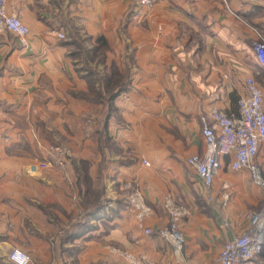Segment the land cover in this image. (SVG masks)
Listing matches in <instances>:
<instances>
[{
  "label": "crops",
  "instance_id": "0c3cea01",
  "mask_svg": "<svg viewBox=\"0 0 264 264\" xmlns=\"http://www.w3.org/2000/svg\"><path fill=\"white\" fill-rule=\"evenodd\" d=\"M153 1L6 0L30 41L0 35V264H10L12 247L29 264H124L111 245L157 264H213L247 213L262 209V189L228 159L208 202L186 158L204 148L200 115L211 107L236 114L246 77L264 94L252 50L264 38V0ZM59 136L71 147L66 176L30 173ZM255 159L264 176V142ZM125 180L153 210L143 227L124 210ZM167 195L190 211L179 252L156 234L168 222ZM262 241L248 264H264V229Z\"/></svg>",
  "mask_w": 264,
  "mask_h": 264
},
{
  "label": "built area",
  "instance_id": "2783aa9c",
  "mask_svg": "<svg viewBox=\"0 0 264 264\" xmlns=\"http://www.w3.org/2000/svg\"><path fill=\"white\" fill-rule=\"evenodd\" d=\"M225 4V0H221ZM139 4L151 8L153 0H139ZM56 37L64 38L59 29L50 30ZM13 35L21 46L29 45V28L15 13L6 12V0H0V35ZM259 69L264 72V38L258 34L252 43ZM245 91L237 99L236 114L211 107L199 117L201 137L204 148L200 153L190 154L186 163L195 171L199 178L202 195L208 202L213 199L214 179L225 159V166L233 171L245 169L249 181L262 189L264 196V176L261 166L256 161L258 147L264 142V94L252 77L244 79ZM132 153L129 151L128 155ZM47 159L37 161L29 166L30 173H40L54 168L66 176L65 159L69 151L65 147L50 146ZM143 164L148 162L142 160ZM125 201L124 210L133 216L139 227H143L144 219L153 213L146 203L139 185L133 180L121 184ZM230 200L227 190L221 193L220 204L225 206ZM162 208L168 216V222L156 230L157 236L179 252L184 244L181 223L190 215L187 206L176 203L171 195L162 200ZM80 214V213H79ZM247 226L242 233L225 240L214 258L213 264H248L262 250L264 203L259 211L248 212ZM149 235L152 230L144 228ZM111 251V248H109ZM124 264H157L144 253L131 252L123 249H112ZM10 264H29L30 258L23 250L12 247L7 253Z\"/></svg>",
  "mask_w": 264,
  "mask_h": 264
},
{
  "label": "rangeland",
  "instance_id": "374dc122",
  "mask_svg": "<svg viewBox=\"0 0 264 264\" xmlns=\"http://www.w3.org/2000/svg\"><path fill=\"white\" fill-rule=\"evenodd\" d=\"M86 118V117H85ZM85 118H84V120H85ZM88 121V120H87ZM61 146V147H65L68 151H69V155L71 154V147H70V142L67 140V139H65V137L64 136H59V137H56V141H54V143L53 144H51L50 146ZM68 155V156H69ZM48 156V155H47ZM68 156L66 157V158H68ZM82 183H83V185H82V188L83 189H87V190H89L90 191V189H91V187H90V184H89V181H88V179L86 178V177H82ZM126 181V180H125ZM124 182V181H123ZM122 184V183H121ZM121 194H122V190H121ZM122 196H123V194H122ZM88 201V200H87ZM87 201H86V199H85V201H84V203L86 204L87 203ZM84 204V205H85ZM80 217H81V214H79V213H77V218L75 217V215H73L72 216V219H75L76 218V220H78V221H81L82 219H80ZM109 248H111V251L109 250ZM113 248H115V249H117V248H119L118 246H114V245H111L110 247H108V253L111 255V256H113V257H118L117 255H115L114 253H113V251H112V249ZM119 249H123V250H127V249H125V248H119ZM127 251H130V250H127ZM131 252H133V251H131ZM135 253V252H134ZM118 258H120V257H118ZM121 259V258H120Z\"/></svg>",
  "mask_w": 264,
  "mask_h": 264
}]
</instances>
